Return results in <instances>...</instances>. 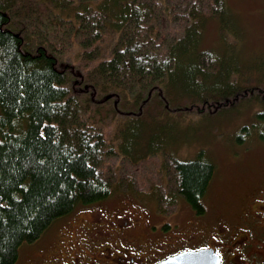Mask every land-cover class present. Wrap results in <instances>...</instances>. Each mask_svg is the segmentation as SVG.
I'll list each match as a JSON object with an SVG mask.
<instances>
[{
  "label": "trees",
  "instance_id": "1",
  "mask_svg": "<svg viewBox=\"0 0 264 264\" xmlns=\"http://www.w3.org/2000/svg\"><path fill=\"white\" fill-rule=\"evenodd\" d=\"M215 25L221 47L202 45ZM237 25L227 0H0V264L122 184L139 181L161 211L181 200L200 208L214 163L201 150L192 159L173 150L156 179L135 177L126 163L153 168L158 157L129 154L121 144L136 134L118 125L254 100L231 138L264 140V51L241 58L224 35ZM70 50L75 67L62 63Z\"/></svg>",
  "mask_w": 264,
  "mask_h": 264
},
{
  "label": "rangeland",
  "instance_id": "2",
  "mask_svg": "<svg viewBox=\"0 0 264 264\" xmlns=\"http://www.w3.org/2000/svg\"><path fill=\"white\" fill-rule=\"evenodd\" d=\"M227 3L237 18L239 28L235 26L224 35L232 42H236L239 52L242 51L241 58L246 59L255 52L264 51V0H227ZM216 27L215 25L207 31L203 37L202 45L221 47L223 43L221 33ZM72 56L73 50L65 53L62 56V63L69 62V67H75L76 64ZM249 104L251 107L248 108ZM219 107L207 114L189 115L190 118H188V112H184V115L179 112L156 114L157 111H155L150 113L153 114L152 116L142 115L137 121L118 125L120 130L123 129V132L129 131L136 134V138L131 140L135 141L134 144H131V141H129L130 144L125 141L121 144L129 151V154L136 156L152 150L157 155L154 157H158L155 158L157 161L153 168L150 167V163L143 160L137 162V165L141 167L140 170H136L137 167L133 168L131 163H126L124 166L127 173H133L132 175L135 177L139 174L150 173L156 179V173H153L152 170L158 168L159 159L167 157L168 153L175 150V155L180 158L192 159L201 150L203 156L215 165V172L207 192L209 196L206 199L222 206L226 204L227 199H231L236 194H244L249 181L257 184L259 179L264 178V140L252 137L243 143H236L232 141L231 134L238 126L251 120V111L255 110L258 105L256 106L255 101L251 100L248 103L241 102L237 107L228 110H217ZM107 131L111 137L114 123L107 124ZM145 138L146 143L143 142ZM119 162L115 161L114 165ZM114 168L117 171V167L114 166ZM151 182L152 180L149 178L146 184ZM142 187L143 185H139V181L134 182L131 187L126 184L119 185L105 200L91 203L88 205L91 207L85 208L84 212L82 209L77 210L82 206L78 205L74 211H79L76 215L81 217L83 213L95 206L108 211L117 209L131 212L137 210L139 205H156L152 198V194H154L152 190ZM184 205H186L184 201L178 202L175 208L172 207L169 210L174 213L166 219L173 223L181 222L180 212L183 210L185 212ZM158 219L162 218H153L154 221ZM67 222L68 220L65 218L53 221L43 232L42 237L40 236L38 242L23 243L14 264H27L30 259H33V263L38 264L36 258L33 257L35 254L40 255L38 258L44 259L45 262H40V264H48L47 259L58 254L55 253L53 236L65 238V244L69 245L73 243L75 236L79 235L75 234L74 229L71 230L70 226L67 227ZM64 230L66 231L62 234ZM41 242H44L45 245L42 248Z\"/></svg>",
  "mask_w": 264,
  "mask_h": 264
},
{
  "label": "flooded vegetation",
  "instance_id": "3",
  "mask_svg": "<svg viewBox=\"0 0 264 264\" xmlns=\"http://www.w3.org/2000/svg\"><path fill=\"white\" fill-rule=\"evenodd\" d=\"M248 184L244 194L222 206L208 201L207 193L200 208L184 205L181 222L166 219L174 212L157 205H139L131 212L95 206L81 217L76 211L68 222L79 235L69 245L65 238L53 236L58 254L47 263L157 264L181 252L202 250L198 264H264V178ZM39 256L33 255L38 264L45 262Z\"/></svg>",
  "mask_w": 264,
  "mask_h": 264
},
{
  "label": "water",
  "instance_id": "4",
  "mask_svg": "<svg viewBox=\"0 0 264 264\" xmlns=\"http://www.w3.org/2000/svg\"><path fill=\"white\" fill-rule=\"evenodd\" d=\"M202 250L185 251L176 255L169 256L157 264H198V260L203 255Z\"/></svg>",
  "mask_w": 264,
  "mask_h": 264
},
{
  "label": "bare ground",
  "instance_id": "5",
  "mask_svg": "<svg viewBox=\"0 0 264 264\" xmlns=\"http://www.w3.org/2000/svg\"><path fill=\"white\" fill-rule=\"evenodd\" d=\"M121 114V113H120ZM115 118V117H114ZM52 251V250H51ZM44 253V252H43Z\"/></svg>",
  "mask_w": 264,
  "mask_h": 264
}]
</instances>
